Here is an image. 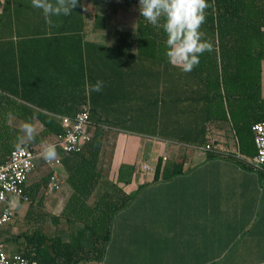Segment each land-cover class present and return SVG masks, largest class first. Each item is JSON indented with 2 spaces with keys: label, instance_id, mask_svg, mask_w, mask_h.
Wrapping results in <instances>:
<instances>
[{
  "label": "trees",
  "instance_id": "1",
  "mask_svg": "<svg viewBox=\"0 0 264 264\" xmlns=\"http://www.w3.org/2000/svg\"><path fill=\"white\" fill-rule=\"evenodd\" d=\"M82 5L83 0H78L70 15L51 16L53 27L46 23L42 10L32 7L31 0H3L0 13V54L21 51L22 43L26 52L34 51L35 46V51L57 54L52 61L57 75L52 81L58 90L55 94L83 105L88 102L89 120L95 127L79 151L61 158L70 193L60 214L51 218L54 232L47 234L37 226L16 237V254L37 264L100 261L114 216L133 198L121 183L130 181L134 166L122 165L116 180L97 167L105 126L201 147L206 143L208 123L226 122L238 138L240 153L253 158L256 148L251 127L264 122V0H214L200 29L213 51L201 55L199 65L189 73L168 63L165 33L140 13L135 32L115 30L114 46L84 41ZM98 80L104 84L101 92L86 91V85ZM39 95L43 101L35 109L21 102L29 99L0 82V164L16 148L21 134L20 128L9 123L11 117L22 123H40L41 137L23 145L33 151L41 150L43 139L50 144L63 133L60 121L44 113L50 112L44 104L49 95L43 91ZM161 165L159 157L155 176ZM48 182L47 177L24 188L31 203ZM64 233L69 240H63Z\"/></svg>",
  "mask_w": 264,
  "mask_h": 264
},
{
  "label": "crops",
  "instance_id": "2",
  "mask_svg": "<svg viewBox=\"0 0 264 264\" xmlns=\"http://www.w3.org/2000/svg\"><path fill=\"white\" fill-rule=\"evenodd\" d=\"M2 6L3 0H0V13ZM90 7L83 0L84 41L115 45L114 33L113 42L107 43L110 39L106 37L107 29L99 25V19L106 15L114 19L111 24L114 32H135L136 22L128 25L126 12L120 10L116 15L115 11L110 14L105 11L102 15L96 5ZM13 41L19 42V38ZM19 46L22 50L14 54H0V82L30 100V103H22L37 109V103L43 101L39 93H47L49 102L44 101V104L50 112L44 113L57 122L62 116L71 117L80 108L89 109L88 102L83 105L55 94L58 90L52 81L57 75L52 61L57 54L35 51V46H32L34 51L26 52L23 43ZM261 95L264 98V62ZM11 122L22 124L14 117L10 118ZM36 124L40 123L34 120L33 125ZM94 129L92 124L88 132L92 135ZM206 145L209 150L205 149ZM182 147L193 150L189 152ZM174 148L184 152L179 156L183 164L181 171L165 175L166 167L162 162L155 176L159 156L171 154ZM63 156L57 155L60 165L53 166L37 158L40 174L25 186L41 183L48 177L46 189L61 193L52 198L37 195L32 203L29 199L19 202L17 207L23 205L25 216L27 206L41 208L49 214V219L60 214L70 193L61 162ZM152 157H155L154 165L149 164ZM142 159L145 162L141 164ZM250 159L240 153L238 138L231 124L226 122H209L206 143L201 147L105 126L98 169L109 179L116 180L122 165L134 166L137 160L140 165L128 183H121L133 198L114 216L103 258L88 264H264V173L253 167ZM144 166L150 170H144ZM3 245L6 249L4 242Z\"/></svg>",
  "mask_w": 264,
  "mask_h": 264
},
{
  "label": "clouds",
  "instance_id": "3",
  "mask_svg": "<svg viewBox=\"0 0 264 264\" xmlns=\"http://www.w3.org/2000/svg\"><path fill=\"white\" fill-rule=\"evenodd\" d=\"M32 7L42 10L46 23L53 27L51 16L70 15L78 5V0H31ZM214 4L208 0H139V13L145 21L160 28L166 35L165 57L168 63L180 68L184 73L191 72L200 63V56L213 51L211 42L203 40L200 31L206 21V10ZM103 81L86 85V91L101 92ZM16 147L35 141L37 131L33 124L23 122ZM40 157L46 162L56 159L54 144L41 143Z\"/></svg>",
  "mask_w": 264,
  "mask_h": 264
},
{
  "label": "built area",
  "instance_id": "4",
  "mask_svg": "<svg viewBox=\"0 0 264 264\" xmlns=\"http://www.w3.org/2000/svg\"><path fill=\"white\" fill-rule=\"evenodd\" d=\"M63 133L59 134L52 143L56 150L68 155L80 150L82 145L91 139L88 128L91 127L87 110L78 112L73 117H60ZM256 155L249 163L264 173V122L254 123L251 127ZM209 150L208 145L205 146ZM42 150V149H41ZM40 151H33L26 146H20L10 151L6 161L0 164V232L11 223L19 202H27L24 194L27 175L35 168V160L40 157ZM44 163L48 166L60 165V158ZM144 170L150 169L146 166ZM0 264H37L16 253L8 254L0 237Z\"/></svg>",
  "mask_w": 264,
  "mask_h": 264
},
{
  "label": "rangeland",
  "instance_id": "5",
  "mask_svg": "<svg viewBox=\"0 0 264 264\" xmlns=\"http://www.w3.org/2000/svg\"><path fill=\"white\" fill-rule=\"evenodd\" d=\"M87 1V6L88 8L91 6L96 5V9L99 13H104L105 11L107 13H112L113 11L114 14L117 15L118 11L122 10L124 12H126L127 14V21H128V25H134L138 15H139V0H137L135 3H132L130 0H86ZM90 7V8H91ZM104 15V14H102ZM114 23V19L113 17H108V15H106L105 18L99 19V25L103 24L105 25L107 32H106V37L109 36V40H107V43H112L113 39H114V31L112 30L113 27H111V24ZM102 25V26H103ZM109 31V33H108ZM108 34V35H107ZM3 95H5V93H3ZM12 124L14 127L20 128L21 124H16V123H10ZM36 128L37 131V135L36 138H40L41 137V132H42V127L40 124H36L33 125ZM46 141V138L43 139L42 142ZM33 143V142H32ZM27 145V144H26ZM187 149V151H192L193 149H191V147H182ZM57 151V155H61L62 153L58 150ZM174 152V154L172 155V153ZM184 152L182 149H176L174 148L171 152V154H166V155H160L159 157L162 158V162L163 165L166 167L165 170V175H168L171 173V171H175V170H179L180 168H182V162L181 159L179 158V156L183 155ZM155 157H157V154L154 155ZM176 156H178L176 159ZM155 157H152L149 161L150 165H154L155 164ZM163 158L165 160H163ZM139 162H145L143 159L140 160ZM139 162L138 160L136 161L134 168L135 170L138 169L139 167ZM40 160H35V168L27 175L26 184H30L31 182H33V180H35L38 176V174H40V168H39V164ZM60 191H51L48 190V188L46 189V187L41 188L38 195H42L44 198H52L57 194H60ZM28 207V212L26 214V216L23 214V205L20 206L17 211L15 216L13 217L12 221L10 224H8L7 226H5V228L0 232V237L2 239V241L5 244L6 247V252L8 254L11 253H16L15 252V248H16V237L19 236L20 234H22L23 232L27 231V232H31L33 231L37 226H42V228L45 229V232L47 234H52L54 232V224L51 222V219H49V214H46L43 212V210L41 208H37L36 206H27ZM46 208V206L42 205V208ZM49 210V209H48ZM25 216V217H24ZM69 234H62L61 237L63 238V240L67 241L69 240ZM19 241H21V239H19ZM7 247L10 249H7Z\"/></svg>",
  "mask_w": 264,
  "mask_h": 264
}]
</instances>
